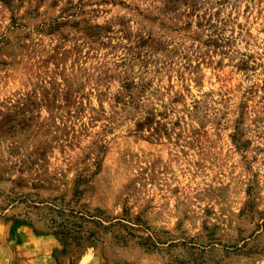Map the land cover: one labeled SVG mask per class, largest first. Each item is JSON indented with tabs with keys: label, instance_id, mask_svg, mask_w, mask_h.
Wrapping results in <instances>:
<instances>
[{
	"label": "rangeland",
	"instance_id": "374dc122",
	"mask_svg": "<svg viewBox=\"0 0 264 264\" xmlns=\"http://www.w3.org/2000/svg\"><path fill=\"white\" fill-rule=\"evenodd\" d=\"M0 264H264V0H0Z\"/></svg>",
	"mask_w": 264,
	"mask_h": 264
},
{
	"label": "trees",
	"instance_id": "16d2710c",
	"mask_svg": "<svg viewBox=\"0 0 264 264\" xmlns=\"http://www.w3.org/2000/svg\"><path fill=\"white\" fill-rule=\"evenodd\" d=\"M79 184H77V188L75 189V196L79 194L78 190ZM61 216L59 215V223L58 226L60 230L54 231L56 235H62L64 238L69 237L72 239H81V237H77L79 234L82 235V230L84 229L85 223H92L95 227L94 231L86 230L87 239H95L98 237L99 234L105 233L109 231L111 228L114 233V238L118 241L124 240L126 236L131 235L129 230L133 227L126 226L121 224V220L114 223L113 221L109 220L108 217H104L101 211H96V213L92 214L88 210L83 209L82 211H74L73 209L70 210L69 214H65L64 211H59ZM71 218V219H70ZM53 222V219H51ZM139 221V219H137ZM54 223V222H53ZM105 223H108L105 225ZM115 227H119L114 229ZM125 232V233H122ZM84 235V233H83ZM143 243L140 244L144 249L147 250H157L158 246L156 243L151 239V237L142 238ZM192 249V248H191Z\"/></svg>",
	"mask_w": 264,
	"mask_h": 264
}]
</instances>
